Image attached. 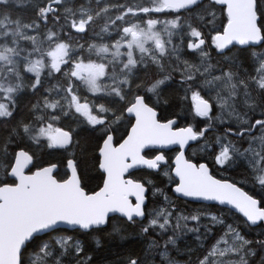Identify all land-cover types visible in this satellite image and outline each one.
I'll list each match as a JSON object with an SVG mask.
<instances>
[{
	"label": "snow or ice",
	"instance_id": "snow-or-ice-1",
	"mask_svg": "<svg viewBox=\"0 0 264 264\" xmlns=\"http://www.w3.org/2000/svg\"><path fill=\"white\" fill-rule=\"evenodd\" d=\"M216 6L225 18L219 26ZM21 7H30L34 18L14 17L13 11ZM178 33L188 37L186 50L196 54L195 62L183 58L184 49L174 40ZM73 34L85 42L73 41ZM209 41L220 57L228 56L234 44L264 45V0H0V118H14L23 92L35 95L43 89L30 118L18 121L8 137L0 139V264H86L91 257L82 255L84 247L74 235L102 231L114 214L132 223L151 215L141 227L145 234L157 228L158 235L167 234L171 229L163 248L155 240L150 243L162 258L168 246L176 245L177 232L199 233L206 218L201 214L180 215L174 222L173 212L165 207L146 213V185L131 177L138 167L160 170L168 163L163 152L146 154L153 147L179 146L175 194L231 206L251 224L264 221L261 200L237 182L217 179L206 163L185 156L186 149L193 143L199 147L202 140L201 150L218 146L217 165L242 164L245 179L264 190V54L253 52L250 65L233 59L218 67ZM165 57L175 58L171 73L163 71ZM149 63L162 70L159 77L137 84L135 71ZM172 73L179 75L185 98L191 93L194 115L206 121L203 127H176L175 118H158V105L167 103L163 91L173 81ZM82 90L94 99L82 96ZM257 109L260 118L250 119L249 113ZM125 114L134 123L126 138L116 141ZM78 117L101 132L96 164L104 176L102 186L91 193L83 183L82 159L75 154L64 155L71 174L63 180L54 175L56 162H34L38 153L63 155L79 147V133L72 127ZM217 124L223 126V135L208 145L206 134ZM210 219L226 226L225 236L233 235L241 245L250 243L231 224L225 225L224 218L210 214ZM189 222L195 226L189 227ZM242 251L247 250L233 244L219 255L235 254L240 264H247ZM216 252L214 246L209 256ZM125 264L141 261L130 256ZM201 264H209V257Z\"/></svg>",
	"mask_w": 264,
	"mask_h": 264
},
{
	"label": "trees",
	"instance_id": "trees-1",
	"mask_svg": "<svg viewBox=\"0 0 264 264\" xmlns=\"http://www.w3.org/2000/svg\"><path fill=\"white\" fill-rule=\"evenodd\" d=\"M77 2H83V0H77ZM124 3L125 0H112V3ZM207 2V1H206ZM95 7V3L92 4ZM218 12V25L225 22V18L220 15L219 8L216 7ZM14 17H19L24 21H30L34 18L33 11L30 7H21L13 11ZM163 18V16H162ZM48 27H52L49 23ZM78 36V34H73L72 36ZM187 36L181 37L178 33L177 37L174 38L175 42L184 49V59L195 62L197 59L196 54L190 53L186 50ZM74 40H77L75 38ZM83 43L85 42L82 40ZM91 43L92 41H88ZM208 50H211L212 61L218 66L223 67L225 61L231 62L236 59L237 62L244 63L245 65H250L253 62L252 53H259L264 49V45H260L256 48L246 47H230L231 52L226 57H220L215 53L214 49L210 47V41L208 42ZM165 57L163 60L164 69L166 73L172 72L173 61ZM154 70L151 72H137L135 76L137 84H143L144 82L151 81L153 77H159L161 69L157 65H153ZM174 79L170 82L169 86L164 88L163 100L167 103H160L162 105L161 112L159 111V116L162 118H176L179 124L186 125V119L189 117L187 110L190 108V102L187 100L190 93L187 94L185 98V93L181 89L179 83V75L172 73ZM148 75V78H147ZM147 78V79H146ZM27 83V78H26ZM135 92V88H133ZM38 92L34 95L31 91L23 92L18 98V109L14 115L13 120H5L0 118V139H5L9 135V130L13 129L18 121H27L31 116V109L34 103L40 99ZM261 109H257L255 113H249L250 119L260 118ZM65 125L69 121L63 122ZM190 126L192 122L187 123ZM205 125L204 121H201L195 128H201ZM228 126V125H225ZM231 126L236 127L235 121L232 122ZM79 135L76 139L79 141V147L71 148L72 152L61 154H44L38 153L37 160L34 162L47 163L56 162L59 167L54 175L57 179L63 180L67 177V172L65 170L64 155L69 158L73 154L82 159L81 171L85 175L84 186L85 190L88 192H94L97 187L101 184L103 177L99 171L96 164L97 155L96 149L99 146L101 139L100 131L88 130L86 128L76 129ZM223 126L217 124L216 130L208 132L206 135L208 137L207 144H214V137L223 135ZM124 132V131H122ZM259 135V133H256ZM230 139L240 146V141L235 137H230ZM205 147V142L202 140L201 145L198 147L195 144L191 148L192 151H187V158L193 160L194 162H206L213 170V174L218 178H225L231 182H237L238 186H241L254 198L261 200L264 204V190H262L258 185L254 186L249 180L245 179L247 175V169L242 164H233L230 167L223 168L220 172L217 171L214 152L209 153L210 149L218 148V146L208 149L207 151L199 152L200 149ZM176 151H171L166 153L165 156L169 163L175 155ZM32 171L35 169L30 168ZM165 166L161 167L158 172H146L140 171L132 175V178L144 183L146 180L150 182L148 184L149 193L153 189H160L167 192L169 197L168 201H163L160 195H154L155 199L151 200V195L147 202V213L151 214L158 211L160 208L156 206L157 203H162V206L168 208L173 212V221L180 215H191V214H201L206 217L200 222V231L197 232H177V243L176 245L168 246V255L162 258L159 255L157 248L150 249L151 241L155 240L159 248H163L165 241L167 240V235L171 234V229L167 234H160V230L152 229L149 233L145 234L141 231V227L146 225L148 220L151 219V215H147L144 221H136L135 223L126 222L123 219L113 217L109 225H107L102 231L92 233L91 235H83L76 233L74 239L80 240L84 247L83 256L91 257L90 262L86 264H125L128 257H138L141 264H201V261L208 256L209 264H240L239 258L235 254H229L228 256H220L219 252L226 250L229 246L235 245L246 249V252L242 251V255L247 260V264H264V222L260 223L255 227L248 226L242 218L227 212L224 209L219 208L214 205H203L195 204L191 202H186L177 199L170 192V182L171 179L168 175H162L161 172L164 171ZM2 176V173H0ZM166 203H163V202ZM172 204H175L172 206ZM175 209V210H174ZM210 212L215 213L218 217L225 219V225L231 224L239 234L250 243L247 245H241L239 241H236L233 235L225 236L227 231L226 226H222L219 223L213 222L208 217ZM183 223V222H181ZM209 231V226L213 225ZM195 226V222H189V227ZM228 241L227 244L223 242L221 238ZM219 241V244L217 243ZM214 246H217V252L214 255L209 256V253ZM254 253V254H253Z\"/></svg>",
	"mask_w": 264,
	"mask_h": 264
},
{
	"label": "flooded vegetation",
	"instance_id": "flooded-vegetation-1",
	"mask_svg": "<svg viewBox=\"0 0 264 264\" xmlns=\"http://www.w3.org/2000/svg\"><path fill=\"white\" fill-rule=\"evenodd\" d=\"M219 8V7H218ZM78 37V36H77ZM73 41H76V42H78V43H83V41L78 37V39L77 40H73ZM210 51V53H211V50H209ZM215 51V50H214ZM215 53H216V51H215ZM154 70V68H153V64H148V66L147 67H140V68H138L136 71H135V74L137 73V72H151L152 70ZM57 76H59V74H57ZM134 78H137L136 76L134 77ZM147 78H148V75H147ZM146 78V79H147ZM61 79H63V78H61ZM66 82V81H65ZM149 82V81H148ZM147 81L146 82H144L143 84H147L148 83ZM52 83L53 84H55V83H57V81H55V80H53L52 81ZM47 87H49V83H48V81L47 80H45V88H47ZM43 92V89H41V92H38V94H39V96H41V93ZM81 94H82V96H87L88 97V99H89V101H91L92 99H94L92 96H91V94H89V93H87V92H85V91H83L82 90V92H81ZM133 94H135V92L133 91ZM83 102V101H82ZM158 109H159V111L161 112V110H162V105L161 104H159L158 105ZM194 108L192 107V104H191V101H190V108L187 110V112L189 113V111H190V114L191 115H189V117L186 119V125H183V124H179V121L176 119V121H177V125H175L176 127H186V126H190V125H188L187 123L189 122V121H191L192 122V125H194V126H198V124L202 121V119H199V118H197L195 115H194V110H193ZM159 111H158V118H160L162 121H164V120H166V119H169V118H162V116H159ZM78 115V114H77ZM84 118L83 117H78V119H77V121L75 122V123H72V127L73 128H75V129H77V128H86V129H88V130H91V128L89 127V126H86V124L85 123H81V121L83 120ZM65 122V121H64ZM69 123H71L70 121H69ZM133 123V118L132 117H129V116H127L126 114H125V119L121 122V124L118 126V132H117V134H116V137H115V140L116 141H119L120 140V138L121 137H126V134H127V132H128V130L130 129V127H131V124ZM202 127H203V125H202ZM122 131H124V132H122ZM102 144V140L100 141V143H99V146ZM99 146L97 147V149H96V155H97V158H98V149H99ZM146 152V154L149 156V157H151L152 155H153V153H156V152H158V151H155V150H148V151H145ZM201 163H206V162H201ZM162 166H164V165H162ZM166 166L168 167V171H169V174H170V177H171V179H172V182L170 183V192H171V189H172V187L175 185L174 184V182H173V178H172V176H171V170H172V161H169V163H167L166 164ZM217 168H220V167H217ZM140 171H146V172H152V171H148V170H145V169H140V170H137V171H134V172H132V175L133 174H135V173H138V172H140ZM218 172H220V171H218ZM100 173V172H99ZM154 173V172H153ZM133 176H135V175H133ZM102 178V180H103V177H101ZM147 181V180H146ZM144 182L147 186H148V183L147 182ZM101 183H102V181H101ZM101 185V184H100ZM99 185V186H100ZM99 186L97 187V189L99 188ZM146 207H147V205H146ZM146 207H145V211H146ZM210 214H214V215H216L215 213H213V212H210Z\"/></svg>",
	"mask_w": 264,
	"mask_h": 264
},
{
	"label": "water",
	"instance_id": "water-1",
	"mask_svg": "<svg viewBox=\"0 0 264 264\" xmlns=\"http://www.w3.org/2000/svg\"><path fill=\"white\" fill-rule=\"evenodd\" d=\"M206 1H207V0H206ZM217 7H219V6H217ZM258 46H260V45L249 46V45H239V44H234V45H231L230 47H238V48L252 47V48H256V47H258ZM193 105H194V102H193ZM193 108H194V106H193ZM132 118H133V117H132ZM133 123H134V118H133ZM176 125H177V123H176ZM186 127H187V126H186ZM128 131H130V129H129ZM125 138H126V137H125ZM194 144H195V143H193V145H194ZM174 149L177 150V153H176V155H177V154H178V151H179V146H178V145H170V146H167V147H164V148L153 147V148H150V149H146L145 151H148V150H155V151H158V152H167V151H171V150H174ZM187 150H189V149H186V150H185V156H186V152H187ZM98 155H99V151H98ZM176 155H175V156H176ZM175 156H174L173 159H172V170H171V176H172L173 179H174V159H175ZM186 158H187V157H186ZM30 168H31V165H29V169H30ZM29 169H25L26 174L29 172ZM140 169H145V170L152 171V172H158V170H150V169H147V168L144 167V166L138 167L137 169L132 170V172L137 171V170H140ZM65 170H66V172H67V177H66V179H67V178L70 176L71 172H70L69 169L66 168V165H65ZM98 170H99V168H98ZM99 172L104 176V174L102 173L101 170H99ZM55 173H56V172H55ZM55 173H54V174H55ZM227 181H228V180H227ZM101 186H102V183H101V185H100L99 187H101ZM174 187H175V185H174V186L172 187V189H171L172 195L175 196V197H177V198L180 199V200L187 201V202H191V203H196V204L215 205V206H218V207H220V208H226V209L232 211L234 214L240 216V217L245 221V223H246L248 226H250V227H255V226H257L258 224H260L261 222H264V221H261V222H258L257 224H251V222H248L247 219L243 216L242 213H240V212H239L238 210H236V209L231 208V206H220L217 202L202 201V200H197V199H193V198L180 197V196H178V194H175V193H174V191H173ZM98 189H99V188H98ZM98 189H97V190H98ZM97 190H95V191H97ZM147 194H148V193H147V191H146V193H145V196H146L145 206L147 205ZM131 199L133 200V202H135V198H134V197H132ZM113 217H118V218H121V219H124V220L127 221L126 218L120 216L119 214H114ZM145 218H146V217H145ZM145 218H143V219H141V218H136V220L142 222V221L145 220Z\"/></svg>",
	"mask_w": 264,
	"mask_h": 264
},
{
	"label": "rangeland",
	"instance_id": "rangeland-1",
	"mask_svg": "<svg viewBox=\"0 0 264 264\" xmlns=\"http://www.w3.org/2000/svg\"><path fill=\"white\" fill-rule=\"evenodd\" d=\"M219 26V25H218ZM214 34V33H213ZM258 55L259 54H264V49L262 50V51H260L259 53H257ZM31 74H29V76H30ZM187 100H192L191 99V93H190V96L187 98ZM9 120H13V118H8ZM205 123H206V121H205ZM72 150V149H71ZM212 150H213V152L215 153L216 151H218V148H214V149H210V151H209V153L210 152H212ZM203 150H201L200 149V151L199 152H202ZM70 152H72V151H70ZM219 166V165H218ZM165 173H168V169H165L164 171H162L161 172V174L162 175H165ZM149 185H150V182H149V180L148 181H146ZM163 193V194H162ZM156 194H158V195H160L161 196V198L163 199V201H165L164 200V198H163V195H167V192L166 191H164V190H162V192H157L156 191V189H153L150 193H149V196L151 195L152 197H151V200H154L155 198V196L154 195H156ZM168 196V195H167ZM169 198V197H168ZM162 201V202H163ZM163 203H165V202H163ZM165 205H166V203H165ZM156 206L158 207V208H161V207H163L162 206V203H157L156 204ZM152 218V217H151ZM234 239H235V237H233Z\"/></svg>",
	"mask_w": 264,
	"mask_h": 264
}]
</instances>
